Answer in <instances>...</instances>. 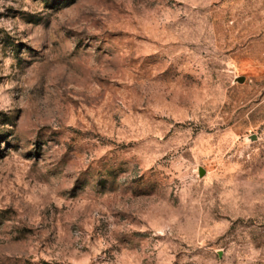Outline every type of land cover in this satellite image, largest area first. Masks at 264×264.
<instances>
[{
    "label": "rangeland",
    "instance_id": "1",
    "mask_svg": "<svg viewBox=\"0 0 264 264\" xmlns=\"http://www.w3.org/2000/svg\"><path fill=\"white\" fill-rule=\"evenodd\" d=\"M0 264H264V0H0Z\"/></svg>",
    "mask_w": 264,
    "mask_h": 264
}]
</instances>
